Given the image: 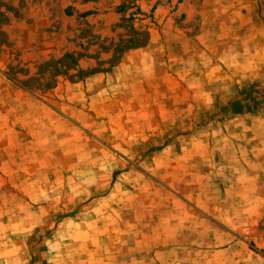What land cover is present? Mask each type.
I'll return each mask as SVG.
<instances>
[{"label": "rangeland", "instance_id": "obj_1", "mask_svg": "<svg viewBox=\"0 0 264 264\" xmlns=\"http://www.w3.org/2000/svg\"><path fill=\"white\" fill-rule=\"evenodd\" d=\"M37 1L0 0V264H102L103 256L118 254L102 250L105 242L116 246L130 235L142 247L167 239L184 245L159 254L173 264H264V198L252 192L256 184L198 179L185 186L193 196L186 202L155 183L148 166L167 145L176 154L193 131H264V76L243 86L213 78V7L228 9L230 0H103V10L101 0H49L54 24L46 32L68 28L51 54H41L46 44L26 47L10 32L11 20L27 18ZM70 1L76 14L65 20L62 7ZM251 2L264 20V0ZM151 38L175 52L174 79L209 102L191 108L182 123L177 118L166 134L141 140L132 131L149 93L136 92L135 84L150 71L149 51L119 70L113 92L92 99L84 84ZM172 88L175 101L191 103L177 83ZM183 105L174 102L175 117ZM75 193L99 200L72 215ZM103 219L116 227L126 222L128 232L102 231Z\"/></svg>", "mask_w": 264, "mask_h": 264}, {"label": "crops", "instance_id": "obj_2", "mask_svg": "<svg viewBox=\"0 0 264 264\" xmlns=\"http://www.w3.org/2000/svg\"><path fill=\"white\" fill-rule=\"evenodd\" d=\"M32 1L34 2V0ZM72 3L70 1L62 7V17L65 20L75 17L76 13L72 14L68 11ZM32 5L29 18L25 17L22 21H19L18 18L11 20V34L16 41H20L26 47L37 41L38 46L46 44L41 54L57 52L60 42L67 39L63 36L68 28L62 23L59 30L46 32L47 30L44 28L51 23L54 24L52 16L54 9L50 1L38 0L34 6ZM98 5L101 6L100 10H103V0ZM213 8L214 46L213 51L210 50L216 56L213 68L214 81L220 83L228 78L239 86L253 84L261 76H264V20L256 15L255 5L251 0H230L228 9L222 5L218 6L217 3ZM222 8L225 10L222 11ZM199 12L203 16L204 26L207 25L209 15H207L205 4L199 5ZM41 16L45 23L40 19ZM56 20L55 22H57ZM17 27H21L22 31L18 32ZM34 31H39V34L33 33ZM202 31L200 29L198 32V38ZM143 51L150 52V71L144 79H139V82H136L135 91L142 92L141 88L148 91L149 94L146 97H149L147 98L149 105L147 108L142 105L137 108L139 120L134 126L135 131L132 132L136 133L141 140H148L157 134H166L171 130L170 125L173 121L180 118V123H182L186 117L190 116L191 108L193 110L197 104H207L209 99L205 92L194 93L189 85L185 86L180 83L181 81L174 79L175 52L167 44L160 49L156 48L154 38H151L149 45L145 48L127 52L123 60L107 74L87 77L84 85L87 92L92 94L91 98L94 99L97 93L103 89L113 92V88L119 84L117 83L119 82L117 79L119 70H123L133 60L135 63H139L137 62L138 56ZM134 68H141V65L135 64ZM180 70L182 73L188 71L184 66ZM135 75L133 74V78L138 77ZM121 80L124 81L123 78ZM115 82L116 84H114ZM128 82L125 80V83L121 84H124V87H129ZM174 83H177L183 93H187V99L191 100L189 105L186 106L187 102L184 99L175 101L172 94ZM136 87H140V89L137 90ZM107 100H103V102ZM109 101L112 102L113 98H110ZM174 102H184L183 107L177 111V117L174 114ZM248 113V110H244V117H247ZM247 127L250 131H206L203 134L190 132L191 138L188 139L190 143L183 142L177 145L176 154H170L171 147L165 146L148 165L155 183L163 185L177 198L188 202L193 199V196L185 193V186L195 184L198 179L204 178H211L209 181L215 182L219 176H222L231 181V184L238 185L236 187L246 182L256 184V187L251 189L252 192H260L261 198H264V131H255L252 126ZM195 141L196 143H194ZM74 196L75 203L73 204L78 212H74L75 214L72 215L93 209L95 201L99 200L93 196L84 197L85 195L82 193H75ZM111 196H113L112 191L102 193L100 200H106ZM260 196L257 195L258 198ZM101 222H103L102 231L106 233L128 232L126 222H119L117 227L112 225L109 220L103 219ZM148 230L153 231L154 229ZM108 237L110 236L108 235ZM168 240H161L159 245L147 244V247L140 246L133 235H130L128 239L123 236L116 246H110L111 243L107 241L105 242L106 246H102V250H106L107 254H112L115 251L113 249H116L118 254L103 256L102 264H159V262L173 264L175 260L161 261L162 258L159 254L172 253L185 246Z\"/></svg>", "mask_w": 264, "mask_h": 264}]
</instances>
